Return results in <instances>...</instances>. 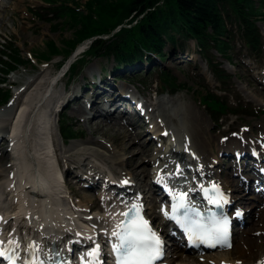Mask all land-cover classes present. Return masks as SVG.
I'll use <instances>...</instances> for the list:
<instances>
[{"label":"bare ground","instance_id":"6f19581e","mask_svg":"<svg viewBox=\"0 0 264 264\" xmlns=\"http://www.w3.org/2000/svg\"><path fill=\"white\" fill-rule=\"evenodd\" d=\"M10 8V4L0 0V34L8 29L7 12ZM30 52L33 59L38 61L36 55L31 50ZM34 70L38 72L22 83L19 78L10 75L8 83L15 85L16 90L8 104L1 106L0 103V134H5L0 136V199L4 203H0V235L12 247L17 246L21 250L26 248L24 250L30 253L28 247H31V255L40 254L39 258L44 260L49 255L50 247L63 252L61 246L66 247L67 238L72 241L82 236L93 241L91 255L98 247V255H92V259L103 257V244L108 240L109 232L115 229V222L119 218L117 205L107 194H87L83 190H77L75 184L79 181V175L74 171L77 172L78 168L89 179L90 184L94 185L103 177L107 181H103V188L110 187L113 190L120 187L116 191L125 192L132 195L130 199L139 200L144 204V211L150 221L153 223L158 220L156 229L162 231L160 223L163 222L162 211L165 209L163 207L158 211L157 204L150 205L152 199H155L151 192L160 190L157 182L182 162H177L173 157L174 152L167 150V145L157 140L159 134H166L164 136L172 141L182 142L195 155L194 166L201 176H207L220 187L221 196L229 206L236 207L237 203L247 199L245 192L240 190L242 187L247 189L244 182H238V177L234 175L238 176L239 173L243 179H264V121L255 125L258 134L243 128H238L236 132L230 128L217 134L210 133L204 114L193 112L180 95H174L159 99L156 106L144 101L146 110L155 115L153 126L158 127H154L157 133L146 130L148 124L144 121L142 128L145 132L136 134L131 123H123V118L107 107L110 98L106 95L101 96V93L92 97L88 103L84 102L78 95L79 85L68 88L65 81L62 89H58L59 82L48 72V67L38 69L30 65L28 72L32 73ZM246 72L250 71L246 69ZM109 92L114 96L111 99L113 105L122 112L130 110L132 101L129 100L130 104L126 105L121 100L131 99L136 92L128 87H119L117 82L110 87ZM56 99L64 101L60 116L70 108L68 112L72 120L78 125H86L90 135L82 140L74 139L70 143L65 138L53 137V152L50 148L51 136L47 119L52 109L55 113ZM114 101L118 104L113 103ZM137 114L143 120L141 109ZM150 133L147 144L132 155V143L136 139L147 138ZM8 143H11V150ZM169 143L171 144V140ZM211 152L223 153L230 159L225 180L219 178L220 173L226 172L223 164L218 158L212 159ZM179 153L183 154H177ZM143 155L149 156V159L145 161ZM149 161L156 165L150 168L140 166ZM150 169L156 176L152 181L147 179ZM62 175L67 179L66 183L63 182ZM37 181H46L47 186L39 187ZM11 190L15 191L13 196L10 195ZM87 197L92 199L87 207L74 202L76 198ZM252 197L255 201H260L259 195ZM99 199H103L106 204L100 203ZM249 207H253L248 211L252 220L259 222L256 223L257 228L251 230H262L257 233L264 235V210L258 215V205ZM170 249L171 256L168 259L172 264H264V242L260 238L251 242L250 237H246L242 247L237 246V250L210 255H189L179 244Z\"/></svg>","mask_w":264,"mask_h":264},{"label":"rangeland","instance_id":"374dc122","mask_svg":"<svg viewBox=\"0 0 264 264\" xmlns=\"http://www.w3.org/2000/svg\"><path fill=\"white\" fill-rule=\"evenodd\" d=\"M4 1L10 4L11 8L7 12L8 29L0 34V49L5 48L4 50H6L7 46L8 55L10 54V56H12L15 53H18L22 60H28V63L18 67L13 73H11V75L19 78L20 83H22L27 79H30L35 73L38 72L37 70H34V72L32 73L28 72L30 65H32L36 66L38 69L48 67V72H50L52 75H56L55 77L58 78V76H60L62 73L58 70L59 61H64L69 57L67 60L68 62L73 57L74 53H76V51L81 46L86 45L88 41L81 44L76 49V51H70L68 44H66V41L68 42L69 39L75 37L77 27L69 20L68 17H63L61 19L54 20L53 22H49L41 20L40 18L34 16V14L32 13V9L42 11V7H44L45 5L44 2L47 0ZM75 1L79 3L80 7H84L85 3L89 0ZM68 3L70 5H73L74 0H68ZM112 20L113 19L111 18L107 19V21ZM258 23L264 38V18H260ZM58 24L59 26L55 30L54 26ZM112 34L113 33L105 35V37H109ZM51 40L61 45L59 48V56H56L54 58H52V54L50 52V49L48 48ZM237 42V48L232 53L231 61H228L221 56H218L217 59L229 75V78L226 80L225 84L218 82L216 77L211 73L206 60L204 58H201L199 52L196 50L194 41L192 40L189 41V48L193 52L191 57L194 64L190 65L188 59H186V56H177L175 60V56L172 54L173 51H169V54L167 58H165V60L160 62L158 61L155 64V67H159L162 70L169 71L173 77H176L178 79L179 82L188 85L189 89L180 90L175 94H160V91L164 89V85L155 84L156 81H159V72H146V67H144L142 71H128V78L118 81V86L122 88H131L132 91L137 93L136 96L141 97L143 100L155 106L157 105L156 102L161 98L167 99L169 97H173V95H180L182 100L189 105L193 112H201L204 114L210 133L213 132L214 134H217L220 133L223 129L228 130L230 128H232L231 131L234 130V132H236L238 128H249L250 126L253 127L255 129V133H257L255 125H260L262 121H264V52L260 56H256L250 53V51H248L240 41ZM166 49H170V46H168ZM30 50L36 55L38 61L33 59ZM84 55L85 53H81V58L84 57ZM87 63L89 64L87 65ZM85 64L86 66L84 70L74 80L69 74H67L58 83V89H62L65 81L69 84V88H74L78 85L81 86L85 81V78H83V76H87V74H90V72L92 71H94L95 73H101V70L106 68L111 73L112 70H110V68L114 69L116 66V62L113 58H109L108 60L100 57H97L91 62L87 61ZM1 67L3 66L0 64V68ZM246 69L250 72L247 73ZM9 76L10 74L5 75L0 70V79L5 78V80L7 81L6 84H2L0 86L4 90L5 86L8 88L10 86L8 85ZM205 84H208L210 89L204 90L202 86ZM222 87H225L227 91H220L219 88ZM15 90L16 89L14 88L13 92ZM213 90L221 95L222 105L215 104L209 101V106L206 107L204 96L207 95L208 92L212 93ZM81 96L83 101H88L89 99H91L89 92L85 94L83 91ZM215 107L218 109H216ZM112 108L114 109L113 111H115V114L117 116L125 117V119L127 118V116L122 113L120 108L116 107L115 105H112ZM67 109L69 110L70 108ZM68 110L67 113H64L62 116H60L61 123L74 127L77 133V140H82L84 137L90 135L88 127L84 124L78 125L75 120H72ZM212 110L218 113H212ZM212 114L222 117L217 124L213 123ZM132 127L134 128L133 131L136 134H142L143 132H145L144 128L139 129V125H132ZM149 137L150 135L148 136V138ZM148 138L141 140L136 139V141L132 143L133 145L130 153H132V155L137 154L138 150L143 145L147 144ZM71 141L72 140H70L69 143ZM206 146L210 148L207 143ZM210 156L212 157V159L218 158L220 161H222V163L224 164V170L228 172L229 165L227 163V159L226 162H223L224 158L222 156V153L220 155H217L216 153L211 152ZM143 157L145 161L149 159V156L147 155H143ZM144 165L150 168L153 165L155 166L156 163L149 161V163H142L140 166L142 167ZM151 171L149 170V176L147 177V179L149 180L152 177ZM226 176V173L219 175L222 180H224ZM75 188L82 191V181L79 184L76 183ZM83 191L87 194H92V192H87L84 189ZM91 200L92 199H88V197L87 199L76 198L74 199V202H78L80 203V205L87 207V205L91 203ZM152 200L153 201L151 205H154L155 203L160 204L159 199ZM98 201L100 203H104L102 199ZM245 205L246 204H243L242 206ZM157 209L159 211L160 207H157ZM94 210H96V208H93V211ZM257 222L258 221L248 224L245 234H239L238 236H236L235 246L234 248L231 247L230 249L237 250V246L239 247V245H241L242 247L243 240L246 237H250L251 242L257 241L258 238H260L264 242V238H261L262 236L264 237V235L262 233H257L261 232L262 230H251L254 227L257 228Z\"/></svg>","mask_w":264,"mask_h":264},{"label":"trees","instance_id":"16d2710c","mask_svg":"<svg viewBox=\"0 0 264 264\" xmlns=\"http://www.w3.org/2000/svg\"><path fill=\"white\" fill-rule=\"evenodd\" d=\"M46 2L42 11L33 10V14L49 22L68 17L77 27L75 37L66 41L70 51L90 40L85 58L113 57L118 67L146 60L151 63L154 57L164 59L168 44L175 48L178 44L186 47L185 42L194 39L213 72L225 78V70L215 61L213 50L230 57L238 34L252 52H263L264 42L256 22L264 16L261 0H89L84 7L75 0L73 5L68 0ZM108 18L113 20L107 21ZM58 26H54L55 30ZM60 46L51 40L48 48L55 55L59 54ZM12 61L4 60V66L15 68L24 60L15 53ZM78 62L71 69L73 73L80 68ZM159 73L164 88L173 91L186 88L170 72ZM209 101L222 105L221 98L211 92L205 95V102L209 104ZM65 132L68 136L75 135L72 128Z\"/></svg>","mask_w":264,"mask_h":264},{"label":"snow or ice","instance_id":"6c2138e0","mask_svg":"<svg viewBox=\"0 0 264 264\" xmlns=\"http://www.w3.org/2000/svg\"><path fill=\"white\" fill-rule=\"evenodd\" d=\"M212 203L219 204L220 201L214 200ZM183 206L182 202L179 206H174L173 212L177 210V207ZM135 213L122 226L121 231L113 233L120 241L118 245L113 244V249L120 257L119 264H153V261L161 254L162 241L152 232L148 226V222L142 216H138V210H135ZM124 215L128 216L129 213H124ZM196 215L199 216L200 214L196 213ZM173 218L175 219L176 217ZM227 223V220H224L223 224L212 220L209 224H196L194 227L189 228V231L205 243L211 241L224 242L228 232ZM193 242L195 243V240ZM4 255V253H0V256ZM92 255H98V247ZM5 258L11 264H15L10 256H6ZM96 264H99V261Z\"/></svg>","mask_w":264,"mask_h":264}]
</instances>
